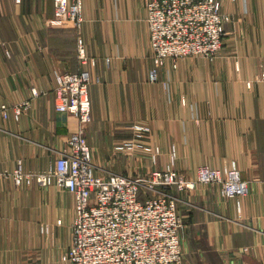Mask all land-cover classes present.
<instances>
[{
  "label": "crops",
  "instance_id": "obj_1",
  "mask_svg": "<svg viewBox=\"0 0 264 264\" xmlns=\"http://www.w3.org/2000/svg\"><path fill=\"white\" fill-rule=\"evenodd\" d=\"M147 1L84 0L96 173L144 174L170 163L171 150L172 168L189 178L203 164L236 165L247 195L228 197L220 183L175 190L185 219L178 264H264V0H222L230 18L220 52L168 59L155 82ZM54 16L55 0H0V170L10 173L0 176V264H70L74 195L11 175L49 170L79 126L55 93L60 73L81 67L78 36ZM134 137L162 151L156 162L123 151Z\"/></svg>",
  "mask_w": 264,
  "mask_h": 264
},
{
  "label": "built area",
  "instance_id": "obj_2",
  "mask_svg": "<svg viewBox=\"0 0 264 264\" xmlns=\"http://www.w3.org/2000/svg\"><path fill=\"white\" fill-rule=\"evenodd\" d=\"M228 19L222 0H148L146 22L154 61L150 81H158V66L168 59L177 65L191 55L216 56L224 43ZM84 20V0H55L51 22L76 30L81 64L77 71L60 73L56 107L76 116L79 126L49 170L25 173L16 169L11 175L17 183L34 177L42 185L55 183L74 195L72 240L63 256L70 264H178L184 255L185 219L175 190L220 183L228 197H237L248 194V181L236 165L223 170L203 164L197 168L196 178L175 169H155L145 176L115 171L97 174L85 133L92 119V78L87 65L94 60L86 52ZM33 93L38 96L40 91L35 88ZM29 105L28 101L15 105L14 111L19 114ZM8 109L7 104L2 105L5 114ZM2 175L10 173L0 170Z\"/></svg>",
  "mask_w": 264,
  "mask_h": 264
},
{
  "label": "rangeland",
  "instance_id": "obj_3",
  "mask_svg": "<svg viewBox=\"0 0 264 264\" xmlns=\"http://www.w3.org/2000/svg\"><path fill=\"white\" fill-rule=\"evenodd\" d=\"M148 2V1H147ZM226 13V12H225ZM228 15V17L230 18V15L228 13H226ZM229 20V19H228ZM227 20V21H228ZM204 57V56H203ZM92 114V112H91ZM137 125L139 126H142L143 128L141 129V131H148L150 132L151 131V127L150 126H147V125H143V124H138V123H134L133 124V129H136V130H140V129H137ZM145 136H148V133H145L144 134ZM142 144H145V145H148L149 148L152 147L150 145V143L147 141V138L145 139L144 143L142 142H139L135 137L134 138H130L128 139L127 141L123 142L122 146H120L123 151L132 158H136L138 161H140V159H147V160H150V161H154L156 162L158 160V158L160 157V155L162 154V151H155V152H152V150H149V148H145V145L142 146ZM142 146V147H141ZM145 148L147 151H142L141 148ZM170 155V158H171V162L168 163L165 167L163 168H159V169H162V170H167V169H174L172 168V150H171V153H169ZM155 170V169H154ZM176 170V169H175ZM153 171V170H152ZM178 171V170H177ZM139 171H133L132 173H134L132 176H145L147 174H149L151 171L147 172V173H144V174H141V173H138ZM180 172V171H179ZM137 173V174H135ZM181 173V172H180ZM125 174H128V173H125ZM183 174V173H182ZM131 175V174H129ZM184 233V231H183ZM182 238H183V234H182ZM183 248V247H182Z\"/></svg>",
  "mask_w": 264,
  "mask_h": 264
}]
</instances>
